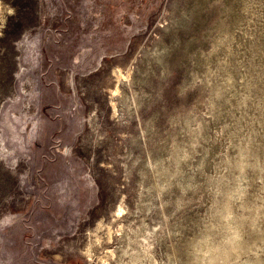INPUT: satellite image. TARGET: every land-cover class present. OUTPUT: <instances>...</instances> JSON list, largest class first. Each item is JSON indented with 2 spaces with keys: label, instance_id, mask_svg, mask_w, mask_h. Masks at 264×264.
Instances as JSON below:
<instances>
[{
  "label": "rangeland",
  "instance_id": "obj_1",
  "mask_svg": "<svg viewBox=\"0 0 264 264\" xmlns=\"http://www.w3.org/2000/svg\"><path fill=\"white\" fill-rule=\"evenodd\" d=\"M227 192L264 264V0H0V264H194Z\"/></svg>",
  "mask_w": 264,
  "mask_h": 264
},
{
  "label": "clouds",
  "instance_id": "obj_2",
  "mask_svg": "<svg viewBox=\"0 0 264 264\" xmlns=\"http://www.w3.org/2000/svg\"><path fill=\"white\" fill-rule=\"evenodd\" d=\"M223 196V203L210 209L201 232L191 243L194 264H233L231 258L242 234L232 208L235 194L227 192Z\"/></svg>",
  "mask_w": 264,
  "mask_h": 264
},
{
  "label": "bare ground",
  "instance_id": "obj_3",
  "mask_svg": "<svg viewBox=\"0 0 264 264\" xmlns=\"http://www.w3.org/2000/svg\"><path fill=\"white\" fill-rule=\"evenodd\" d=\"M114 72H115V71H114ZM116 74H117L118 77L124 76L120 70H119L118 72H117V70H116ZM117 76H116V77H117ZM115 95H116V94H115ZM112 96H113V95H112ZM112 104H113V103H112ZM101 224H102V223H101ZM107 226H108V224H107ZM101 227H102V226H101ZM104 227H105V226H104ZM110 228H111V227H110ZM110 228H109V229H110ZM98 230H99V229H98ZM103 230H104V229H103ZM93 231H94V230H93ZM99 231H100V230H99ZM101 231H102V228H101ZM106 231H107V230H106ZM109 231H110V230H109ZM118 232H119V231H118ZM93 233H94V232H93ZM96 233H97V232H96ZM99 234H100V232H99ZM99 234H98V235H99ZM92 235H93V234H92ZM96 235H97V234H96ZM104 235H105V233H104ZM107 235H108V234H107ZM93 236H95V235H93ZM95 237H96V236H95ZM99 237H101V236H99ZM108 237H109V236H108ZM99 239H100V238H99ZM99 239H98V240H99ZM104 241H105V240H104ZM94 242H95V241H94ZM106 242H107V241H106ZM98 243H99V242H98ZM89 244H90V243H89ZM98 246H99V245H98Z\"/></svg>",
  "mask_w": 264,
  "mask_h": 264
}]
</instances>
